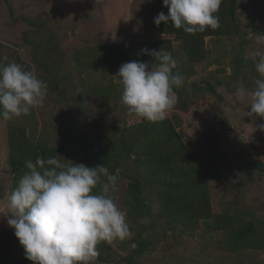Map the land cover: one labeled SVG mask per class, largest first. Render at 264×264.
Listing matches in <instances>:
<instances>
[{"label": "rangeland", "instance_id": "obj_1", "mask_svg": "<svg viewBox=\"0 0 264 264\" xmlns=\"http://www.w3.org/2000/svg\"><path fill=\"white\" fill-rule=\"evenodd\" d=\"M151 2L0 0V61L12 64V77L25 68L33 77L16 81L11 106L0 119V231H11L14 254L9 264H56L61 256V264H264V172L249 178L241 163L246 158L264 162V31H254L264 28V0H236L239 33L204 37L205 59L191 64L178 51L163 65L145 69L137 62L135 42L164 37L154 22ZM35 38L43 40L39 52L48 54L43 61L46 70L32 59L27 42ZM178 46L173 40L172 48ZM119 53L124 60L114 65ZM75 54L84 66L75 65ZM168 70L179 74L181 86L164 106L154 105L156 101L145 118L172 121L189 154L182 164L189 159L187 163L200 168L195 177L215 171L205 185L212 218L188 220L186 227L176 223L163 232L164 219L156 215L157 186L146 181L149 173L144 166L137 167L130 159L119 165L116 176L106 173L98 180L99 192L79 200L91 205L87 211H95L93 225L78 217L79 212H61L72 223L76 218L73 234L88 237L82 248L97 243L89 255L68 258L52 246L43 227L22 215L14 201L12 186L18 177L9 169L8 131L22 126L28 134L59 147V154L68 158L65 168L74 163L81 169L77 149L82 140L99 134L114 140L126 124L138 123L142 91ZM50 71H60L59 93L45 87ZM122 171L125 177L119 176ZM135 171L140 172V198L155 215L149 230L144 210L135 221L131 219L135 201L126 188ZM16 185L20 196L28 193L20 181ZM225 215L240 226L253 224L242 245L231 243L227 229H217L215 217ZM140 228L146 247L132 255L138 246L133 238ZM30 252L33 258L27 263L24 258ZM99 255L105 259L99 260Z\"/></svg>", "mask_w": 264, "mask_h": 264}, {"label": "trees", "instance_id": "obj_2", "mask_svg": "<svg viewBox=\"0 0 264 264\" xmlns=\"http://www.w3.org/2000/svg\"><path fill=\"white\" fill-rule=\"evenodd\" d=\"M151 1L154 22L158 32L164 37L135 42L136 53L139 56L137 62L145 69L163 65L175 58V53L178 51L184 53L189 63L199 62L205 59L208 53L204 48V37L239 33L236 0ZM26 22L33 24L29 19H26ZM263 29L255 27L254 31L262 32ZM173 40L179 43L177 49L172 48ZM42 42L43 40L35 38L27 43L32 48V59L41 70H46L43 61L48 54L39 52ZM73 59L75 65H85L80 58L77 59L76 54ZM123 60L124 54L119 53L118 61L115 60L114 65ZM11 66L12 64L7 61H0V119L7 115V110L11 106L16 81L33 78L26 68L16 71L12 77L9 73ZM59 73L60 71H50L46 74L45 87L49 91L59 93L56 83ZM234 73L233 71V75ZM180 86V76L174 70H168L162 77L151 81L141 93L143 104L137 113L141 114L142 119L138 123L126 124L118 135L113 134L115 141L108 134L89 135L82 140L77 149L81 152L79 158L81 169L76 165L73 166L74 163L68 169L65 168L68 158H63L59 154L61 151L59 147L51 146L46 139L39 140L32 133L28 134L22 126L16 125L8 131L9 169L18 177L16 182L20 181L29 190L27 194L20 196L14 182L12 186L14 201L22 215L31 223L43 227L54 246L63 249L68 258H73L72 255H89L97 248V243H90L85 249L82 248L88 237L73 234L72 227L76 218L72 223L70 219L65 220L66 216L61 215V212L66 209L79 212L78 217L93 225L95 211L93 209L87 211L91 205L80 204L79 200L99 192L98 180L106 173L116 176L115 170L119 165L130 159L137 167L143 165L149 173V177L144 176L143 179L157 186L156 200L160 204V209L156 215L164 219L163 232L176 223L186 227L189 225L188 220L211 217V206L205 185L208 176H214L215 171L212 174L203 171L201 175L195 177L200 168L187 163L189 159L182 164L189 154L184 140L176 132L172 121L167 117L145 118L148 109H151L156 101L158 102L154 105L164 106L169 101V96L178 92ZM209 89L212 94L217 95L215 87ZM27 104L32 105V98ZM261 132L264 139V128ZM213 161L212 156L208 160L210 166ZM241 163L249 178L253 177L254 173L264 172L262 160L246 158L242 159ZM24 172L25 174L22 175ZM135 174L137 175L129 179L126 188L135 201L130 209L131 219L135 221L141 210H144L149 216V223L146 226L149 230L154 225L155 215L151 212L149 204L140 198L141 187L138 178L140 172L135 171ZM124 175L123 171L119 172V176L125 177ZM1 192L0 187V195ZM214 220L217 229L230 231L233 238L231 243L236 246L242 245L253 231L251 222L240 226L228 215L223 219L215 217ZM92 229L88 230L92 231ZM10 233L11 231H0V264H9V258L14 254L13 243L10 244ZM133 240L138 241V246L133 248L132 255L141 254L146 247L141 228L139 235L137 232ZM18 255L21 258V252ZM96 257L99 260L105 259L101 255ZM32 258L33 254L30 252L24 260L29 263ZM55 263L64 262L58 258Z\"/></svg>", "mask_w": 264, "mask_h": 264}, {"label": "clouds", "instance_id": "obj_3", "mask_svg": "<svg viewBox=\"0 0 264 264\" xmlns=\"http://www.w3.org/2000/svg\"><path fill=\"white\" fill-rule=\"evenodd\" d=\"M52 246L55 247L54 244H52ZM55 248H57V247H55ZM57 249H58V248H57ZM58 250H61V249H58ZM61 251H62V253L64 252L63 249H62ZM64 254H66V253L64 252ZM73 256H74V255H72V257H73ZM57 258H61V259H62V256H61V257H57Z\"/></svg>", "mask_w": 264, "mask_h": 264}]
</instances>
